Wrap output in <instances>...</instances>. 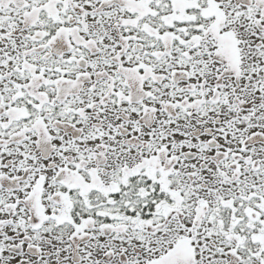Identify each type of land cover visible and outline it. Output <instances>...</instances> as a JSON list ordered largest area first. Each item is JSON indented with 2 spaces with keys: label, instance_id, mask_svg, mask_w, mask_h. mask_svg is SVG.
Masks as SVG:
<instances>
[{
  "label": "snow or ice",
  "instance_id": "6c2138e0",
  "mask_svg": "<svg viewBox=\"0 0 264 264\" xmlns=\"http://www.w3.org/2000/svg\"><path fill=\"white\" fill-rule=\"evenodd\" d=\"M0 264H264V0H0Z\"/></svg>",
  "mask_w": 264,
  "mask_h": 264
}]
</instances>
